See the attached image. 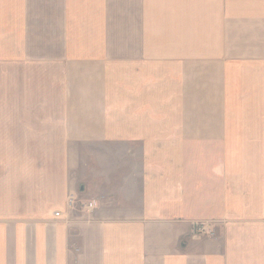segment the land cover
<instances>
[{
	"label": "crops",
	"instance_id": "crops-1",
	"mask_svg": "<svg viewBox=\"0 0 264 264\" xmlns=\"http://www.w3.org/2000/svg\"><path fill=\"white\" fill-rule=\"evenodd\" d=\"M0 264H264V0H0Z\"/></svg>",
	"mask_w": 264,
	"mask_h": 264
},
{
	"label": "built area",
	"instance_id": "built-area-1",
	"mask_svg": "<svg viewBox=\"0 0 264 264\" xmlns=\"http://www.w3.org/2000/svg\"><path fill=\"white\" fill-rule=\"evenodd\" d=\"M78 202H79V199L78 197H76V195L72 194V195H69L68 196V199H67V207L69 210H75L77 205H78ZM99 206V202L98 200H92V201H89L88 203L86 204H83L81 205L82 209L83 210H86L88 213L92 214L94 213V211L98 208ZM54 217L55 218H61L62 217V213L60 211H57L54 213ZM195 226L197 225L199 228L198 231H200L201 233H205V232H211V230L213 229L212 226H210V228H208L207 226H209L210 224L213 225L212 223H203L202 225L203 226H200L198 223H194ZM209 224V225H207ZM196 230V229H195Z\"/></svg>",
	"mask_w": 264,
	"mask_h": 264
},
{
	"label": "rangeland",
	"instance_id": "rangeland-1",
	"mask_svg": "<svg viewBox=\"0 0 264 264\" xmlns=\"http://www.w3.org/2000/svg\"><path fill=\"white\" fill-rule=\"evenodd\" d=\"M67 199H68V197H67ZM204 223H209V222H204ZM200 226H203L202 224L203 223H198ZM212 224L213 225H209V224H207V225H209V226H207L208 228H210V226H212L213 227V229L212 228H210V229H212L211 230V232H205V233H201L200 231H198L199 230V228L200 227H198L197 225L195 226V224L193 225V227H192V233H191V237L192 238H199V239H214V238H216L217 236H218V227H217V224H215L214 225V223L212 222ZM196 229V230H195Z\"/></svg>",
	"mask_w": 264,
	"mask_h": 264
}]
</instances>
